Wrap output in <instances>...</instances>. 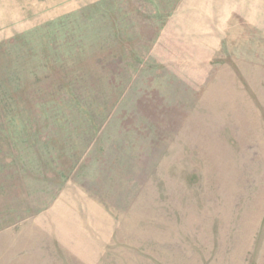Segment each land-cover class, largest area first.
Listing matches in <instances>:
<instances>
[{"label": "rangeland", "instance_id": "374dc122", "mask_svg": "<svg viewBox=\"0 0 264 264\" xmlns=\"http://www.w3.org/2000/svg\"><path fill=\"white\" fill-rule=\"evenodd\" d=\"M12 61L0 264H264V0H0Z\"/></svg>", "mask_w": 264, "mask_h": 264}, {"label": "trees", "instance_id": "16d2710c", "mask_svg": "<svg viewBox=\"0 0 264 264\" xmlns=\"http://www.w3.org/2000/svg\"><path fill=\"white\" fill-rule=\"evenodd\" d=\"M6 67L5 71L0 75V88L1 90H6L3 92V95L5 99H9V97H13L16 94L14 90L18 88V61H12L9 66Z\"/></svg>", "mask_w": 264, "mask_h": 264}]
</instances>
